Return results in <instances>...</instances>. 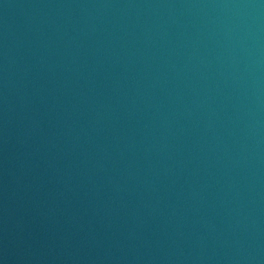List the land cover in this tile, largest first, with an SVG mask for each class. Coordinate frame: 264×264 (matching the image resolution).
<instances>
[{
	"label": "water",
	"instance_id": "water-1",
	"mask_svg": "<svg viewBox=\"0 0 264 264\" xmlns=\"http://www.w3.org/2000/svg\"><path fill=\"white\" fill-rule=\"evenodd\" d=\"M0 264H264V0H0Z\"/></svg>",
	"mask_w": 264,
	"mask_h": 264
}]
</instances>
